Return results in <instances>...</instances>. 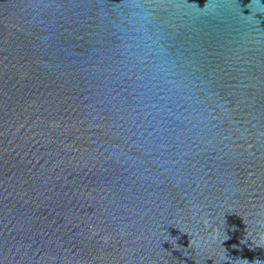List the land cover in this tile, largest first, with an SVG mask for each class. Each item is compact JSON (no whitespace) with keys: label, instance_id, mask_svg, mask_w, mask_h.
<instances>
[{"label":"water","instance_id":"obj_1","mask_svg":"<svg viewBox=\"0 0 264 264\" xmlns=\"http://www.w3.org/2000/svg\"><path fill=\"white\" fill-rule=\"evenodd\" d=\"M0 264H264V0H0Z\"/></svg>","mask_w":264,"mask_h":264}]
</instances>
